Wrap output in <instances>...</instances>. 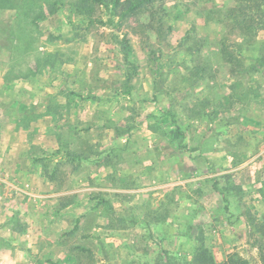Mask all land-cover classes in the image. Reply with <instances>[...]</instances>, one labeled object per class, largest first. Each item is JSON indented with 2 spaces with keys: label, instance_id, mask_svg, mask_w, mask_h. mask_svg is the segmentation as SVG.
<instances>
[{
  "label": "rangeland",
  "instance_id": "rangeland-1",
  "mask_svg": "<svg viewBox=\"0 0 264 264\" xmlns=\"http://www.w3.org/2000/svg\"><path fill=\"white\" fill-rule=\"evenodd\" d=\"M0 264H264V0H0Z\"/></svg>",
  "mask_w": 264,
  "mask_h": 264
},
{
  "label": "crops",
  "instance_id": "crops-1",
  "mask_svg": "<svg viewBox=\"0 0 264 264\" xmlns=\"http://www.w3.org/2000/svg\"><path fill=\"white\" fill-rule=\"evenodd\" d=\"M93 115H95V114H93ZM49 156H50V158H52L53 157V159H54V163H56L55 161H57V160H60V159H62V155H59V156H57V155H52V154H49ZM101 157H107V158H109L110 156L109 155H107V156H100V155H98V158H93V160L95 159L96 161L94 162V163H92V162H88L87 164H82V168H79L77 171L78 172H80L79 173V179H77V183H78V186H79V188H86L87 186H85L84 184H86V185H90V183H94V182H96L97 181V177H96V175H98V173L96 172L97 170H98V166H97V161L98 162H100L102 159H101ZM55 165V164H54ZM86 165H88V166H86ZM92 165H95V166H97L95 169H94V173H96L94 176H90V174H91V167H92ZM100 166L102 165V163H100L99 164ZM51 167H53L52 169H54V170H56L57 171V168L56 167H54V166H51ZM85 167H88V169H86ZM62 169V166L60 167V169H59V171L62 173V171L64 172H66V170H61ZM101 170H103V171H108V167H105V166H101V168H100ZM24 170L26 171V168H24ZM23 170V171H24ZM38 177H40L41 178V181L43 182V183H47V184H44L45 186H48L49 188L50 187H52L53 186V183H57V180H51L50 178H48L47 176H46V173L45 172H38ZM72 180V179H71ZM67 181H68V179H66V178H64V179H58V183L59 184H62L63 183V187L64 188H67V187H69L66 183H67ZM88 183V184H87ZM28 215H30V214H28ZM23 239L25 240V237H23ZM23 240V241H24ZM21 251H22V249H21Z\"/></svg>",
  "mask_w": 264,
  "mask_h": 264
}]
</instances>
